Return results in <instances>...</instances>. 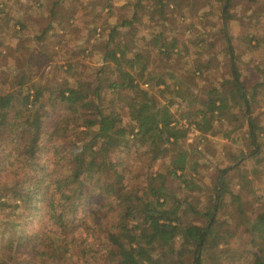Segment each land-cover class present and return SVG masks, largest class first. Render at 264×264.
<instances>
[{
    "label": "trees",
    "instance_id": "trees-1",
    "mask_svg": "<svg viewBox=\"0 0 264 264\" xmlns=\"http://www.w3.org/2000/svg\"><path fill=\"white\" fill-rule=\"evenodd\" d=\"M221 1L219 32L228 77L203 93L194 94L169 70L153 78L147 56L132 42L129 47V39L120 42V30L130 27L133 13L108 29L90 79L76 75L60 56L50 74L23 72L5 84L0 93V264H264V191L251 189L254 181L264 184V127L250 109L264 85V67L257 66L253 84L241 76L227 32L233 0ZM61 2L51 0L50 21ZM168 2L154 0L161 19ZM4 3L0 0V11ZM21 16H14L19 31ZM154 45L167 60L179 53L177 39L162 32ZM43 58V52L28 57L38 66ZM200 64L194 68L198 74L210 61ZM224 84L230 88L222 91ZM236 104L239 120L232 115L237 112L228 111ZM227 116L238 124L244 119L253 146L250 168L238 173L237 190L229 194L235 204L227 212L231 220L219 211L225 208L229 175L243 165L241 154L234 166L218 170L202 208L167 191L169 184L201 189L196 151L183 142L190 129L198 136L215 134L214 124ZM145 164L156 167L143 185ZM243 189L251 197L248 207L238 194Z\"/></svg>",
    "mask_w": 264,
    "mask_h": 264
},
{
    "label": "rangeland",
    "instance_id": "rangeland-1",
    "mask_svg": "<svg viewBox=\"0 0 264 264\" xmlns=\"http://www.w3.org/2000/svg\"><path fill=\"white\" fill-rule=\"evenodd\" d=\"M29 1L5 0L0 11V93L7 89L5 84L8 86L12 77L17 81L23 72L31 71L36 75L43 71L50 74L60 56L73 65L76 75L90 79L101 62L102 45L107 38L108 29L122 19H129L132 13L135 18L129 28L120 30V34H123L120 42L129 39V47L132 42L135 50L147 56L149 67L153 69V78L163 69L172 71L182 76L187 81L186 86L195 94L203 93L211 86H219L228 77L227 53L223 49L219 32L221 0H174L176 4L169 0L166 11L168 14L162 19L158 16L154 0H139L137 7V0H62L56 7L57 16L51 21L48 14L51 0ZM11 9L23 15L21 20L24 27L20 31L15 23L17 17H13ZM229 13L231 16L227 21V32L236 66L247 84H253L257 80V66L264 67V0H233ZM5 14H8V18ZM43 30V36L35 39ZM157 32H162L164 38L173 36L177 39V56H171L167 60L157 50L154 45ZM210 42L212 46H208L207 43ZM37 43L41 46H36ZM130 51L127 50V55ZM38 52H43L46 56L39 66L31 64L28 59ZM206 60L210 61V65L198 74L194 68L200 67V62L206 63ZM6 71H11L13 75ZM68 79L71 81V78ZM167 81L170 82L169 79ZM229 88L224 84L222 91ZM237 107L239 108L237 104L233 105L228 111L237 112L232 115L239 120L240 112ZM174 108L171 107V112L176 115ZM250 109L251 115L264 127V85L259 87L256 102L251 104ZM214 129L215 134L205 136H198L197 132L190 129L183 142L184 147L191 150L194 148L196 151L198 161L195 172L201 189L185 191L175 184H169L167 191L179 200L186 198L196 208H202L211 194L218 170L227 163H230L228 167L234 166L233 160L241 154L240 157L244 158L243 165L229 175L228 188L222 196L225 208L219 211L220 216L231 220L227 212L235 204L230 201L229 194L237 190L238 173L249 170L252 158L247 156L253 146L247 138L244 119L238 124L227 116V119L216 122ZM260 133V138L263 136L264 139V133ZM155 167L154 164L151 168L144 165L139 178L143 180V185L147 182L146 173L153 174ZM252 188L263 192L264 184L254 181L251 183ZM238 194L242 204L248 207L250 194L245 189ZM167 200L169 203L171 198L168 197ZM195 220L200 221L198 218Z\"/></svg>",
    "mask_w": 264,
    "mask_h": 264
},
{
    "label": "crops",
    "instance_id": "crops-1",
    "mask_svg": "<svg viewBox=\"0 0 264 264\" xmlns=\"http://www.w3.org/2000/svg\"><path fill=\"white\" fill-rule=\"evenodd\" d=\"M11 10H12V15H13V17H14L15 14H18V13H19L17 10H13V9H11ZM14 13H15V14H14Z\"/></svg>",
    "mask_w": 264,
    "mask_h": 264
}]
</instances>
